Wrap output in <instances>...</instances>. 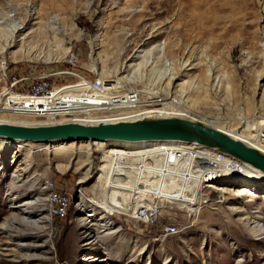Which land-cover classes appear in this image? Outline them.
I'll list each match as a JSON object with an SVG mask.
<instances>
[{
    "label": "rangeland",
    "instance_id": "374dc122",
    "mask_svg": "<svg viewBox=\"0 0 264 264\" xmlns=\"http://www.w3.org/2000/svg\"><path fill=\"white\" fill-rule=\"evenodd\" d=\"M0 49V61L26 71L63 67L67 52L76 51L77 70L91 79L134 74L123 93L152 91L172 100L184 91L183 117L213 128L250 136L264 122V0H0ZM159 108L148 116L169 113ZM81 144L0 140V264H264L262 181L220 182L213 189L222 199L196 218L169 208L151 227L117 217L121 230H83L91 243L82 246L76 207L59 221L50 197L71 191L84 173ZM30 194L37 202L31 212L42 218V258L19 251L2 231L10 206L26 210L21 200ZM171 223L179 233L159 238L160 226ZM9 230L22 233L24 226L15 222Z\"/></svg>",
    "mask_w": 264,
    "mask_h": 264
},
{
    "label": "built area",
    "instance_id": "2783aa9c",
    "mask_svg": "<svg viewBox=\"0 0 264 264\" xmlns=\"http://www.w3.org/2000/svg\"><path fill=\"white\" fill-rule=\"evenodd\" d=\"M78 65L76 51L67 52L63 67L44 65L26 71L0 61V120L11 116L46 119L47 122H39L46 124L131 120L133 117H103L108 113L102 115L97 114V109H91L90 113L84 108H76L83 102H93L97 107L116 106L118 102L121 104L124 96L131 99L135 96L132 90L123 93L124 79H91L77 70ZM59 80L63 82L59 83ZM71 105L74 108L71 109ZM248 141V147L264 154V123L250 133ZM81 145L80 153L86 155L84 173L72 182L74 188L71 191H53L50 197L54 203V216L59 221L67 218L72 205L76 207L74 222L78 221L82 228L79 239L82 246L91 243L83 230L94 228L103 235L112 233L107 231L108 227L121 230L122 226L114 222L117 217L151 227L162 216L163 210L169 208L196 218L204 208L219 203L214 186L220 182L245 185L250 183L245 175L253 173L237 159L196 144L151 142L114 147L86 142ZM169 186L185 188L183 195L189 197L195 209L177 208L176 204L167 202L164 208L163 199L170 195L166 196L163 191ZM178 233L175 223L162 225L159 238Z\"/></svg>",
    "mask_w": 264,
    "mask_h": 264
},
{
    "label": "water",
    "instance_id": "95a60500",
    "mask_svg": "<svg viewBox=\"0 0 264 264\" xmlns=\"http://www.w3.org/2000/svg\"><path fill=\"white\" fill-rule=\"evenodd\" d=\"M0 140L11 144L101 142L108 146L183 142L231 156L250 167L255 174L264 175L263 153L195 119L147 117L97 124L60 122L22 125L0 122Z\"/></svg>",
    "mask_w": 264,
    "mask_h": 264
},
{
    "label": "bare ground",
    "instance_id": "6f19581e",
    "mask_svg": "<svg viewBox=\"0 0 264 264\" xmlns=\"http://www.w3.org/2000/svg\"><path fill=\"white\" fill-rule=\"evenodd\" d=\"M0 50L2 51L3 49H0ZM121 79L122 80L124 79V81L126 82L132 81V80H135V75L130 74L128 76L122 77ZM174 79H175L174 77L170 78L167 83V86H170ZM132 93H134L135 95V96H132L133 99H131V97L124 96L123 97L124 99L121 100V104L122 102H125V103L122 105L120 104V102H118L115 104L116 106L97 107L96 105H94L93 102L92 104H89L88 102H83L81 104L82 106H78L76 108L78 109L84 108L85 110H88L90 113H92V111H90L91 109H97L99 110L97 114H102V115L104 114V112L105 113L106 112L107 113H118L120 115H126V117L132 116L133 114H137L139 116L138 119H141V118L151 117V116H148L150 113V110L158 109V107L160 106L161 109L169 112L164 117H179V118L187 119L183 117V115H185L188 112V109L187 107H185L184 102L182 100V97L186 95L184 91H181V95L178 98L175 97L174 99L172 98V100L167 99V98H160L158 92L146 91L145 94L142 96L140 94L143 92L135 91ZM131 100H133L134 103H131ZM72 108H74V105H71V109ZM109 109L111 110L107 111ZM72 112H75V111H72ZM103 117H106V116H103ZM156 118H160V117H156ZM263 123L264 122H262L261 124ZM22 125H26V124L22 123ZM247 126L249 128L252 127L251 123H247ZM257 126L259 125H256L254 127L257 128ZM219 130L225 132L237 142L245 146H248L247 143L249 142L248 139L250 136L241 134L238 132H232L230 130H225L223 128H219ZM167 143H175V142L167 141ZM177 143H180L181 145L182 144L187 145L186 143H183V142H177ZM159 145H165V144H159ZM245 176L247 180L250 179L252 182H258V181L264 182V175L260 173L255 174L254 171L253 173H248ZM262 182H259V183L263 184ZM156 187L159 188V186H156ZM184 191H186L185 188L177 189V187L176 188H173L171 186L167 187V190H164L163 194H165L166 196L170 195V198L166 197V199H163L164 208H166L167 206L166 202H167V204H171V203L176 204L175 207L177 208L187 207L188 209H195L194 204H192L193 202H190L189 197L185 198V196L183 195ZM220 191L222 190H218V192L220 193L218 194H219V198L222 199ZM35 196H36L35 194H30L29 196H24L26 198H23V197H22L23 199L21 198L22 199L21 202H23L24 206L26 207V210L17 209L18 206L16 205V203L10 206L11 213L8 216V220L5 226L2 227V231L10 235L9 238H11L12 241L16 243V247L18 248L19 251L21 252L24 251L28 253L30 257L32 258H36V257L42 258L46 256L48 253L46 254L42 252V250L46 249V242L39 241V239L41 238V235L39 233H42L39 225L41 224L42 218L38 217L37 215L35 216L34 213L31 212V210L36 208L35 206L37 202H36ZM182 196H183V199L180 198ZM28 210L30 211L26 212ZM165 212L166 211L163 210V213L161 215H164ZM15 222H18L19 226H22V227L24 226V230L22 233L13 234L12 232H9L10 228H14ZM106 229L107 231H113L114 228L112 229V227H108ZM259 233H260V236L264 235V228H261L259 230ZM13 235H14V238H13ZM33 238H35V240H33Z\"/></svg>",
    "mask_w": 264,
    "mask_h": 264
}]
</instances>
